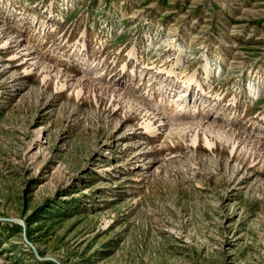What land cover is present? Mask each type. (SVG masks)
I'll return each mask as SVG.
<instances>
[{
    "label": "rangeland",
    "instance_id": "374dc122",
    "mask_svg": "<svg viewBox=\"0 0 264 264\" xmlns=\"http://www.w3.org/2000/svg\"><path fill=\"white\" fill-rule=\"evenodd\" d=\"M0 264H264V0H0Z\"/></svg>",
    "mask_w": 264,
    "mask_h": 264
}]
</instances>
